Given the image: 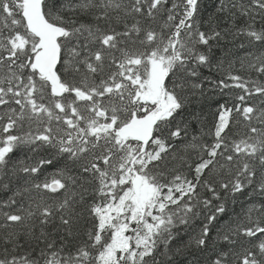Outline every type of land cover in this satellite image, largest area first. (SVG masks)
Returning a JSON list of instances; mask_svg holds the SVG:
<instances>
[{
  "label": "snow or ice",
  "instance_id": "obj_1",
  "mask_svg": "<svg viewBox=\"0 0 264 264\" xmlns=\"http://www.w3.org/2000/svg\"><path fill=\"white\" fill-rule=\"evenodd\" d=\"M0 264H264V0H0Z\"/></svg>",
  "mask_w": 264,
  "mask_h": 264
},
{
  "label": "trees",
  "instance_id": "obj_2",
  "mask_svg": "<svg viewBox=\"0 0 264 264\" xmlns=\"http://www.w3.org/2000/svg\"><path fill=\"white\" fill-rule=\"evenodd\" d=\"M217 55H219V52H217Z\"/></svg>",
  "mask_w": 264,
  "mask_h": 264
}]
</instances>
